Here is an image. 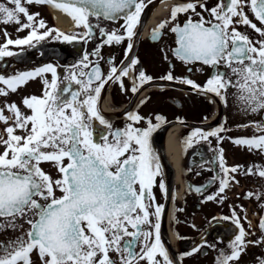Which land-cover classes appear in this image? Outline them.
Listing matches in <instances>:
<instances>
[{"label": "snow or ice", "instance_id": "6c2138e0", "mask_svg": "<svg viewBox=\"0 0 264 264\" xmlns=\"http://www.w3.org/2000/svg\"><path fill=\"white\" fill-rule=\"evenodd\" d=\"M33 4H52L69 15L77 27L86 29L82 36L57 33V39L62 36L71 43L79 38L87 43L94 35L91 18H95V27L107 38L106 44H120L125 38L132 40L146 7L145 0H0V23H15L19 25L17 31L31 29L23 39H7L6 44L0 46V60L17 55L7 50L8 45L35 47L52 34L47 29L42 34L38 32L45 24L43 20L36 21L39 13L31 14L25 6ZM207 4L208 0H186L174 6L171 22L175 23L169 31L176 37L172 56L187 66L188 72L197 64L199 72H203L204 66L209 67L211 76L200 86L190 78L174 76L170 64V70L162 78L214 94L224 106L231 99L239 113L258 115L264 112V27H257L244 9L249 8L264 26V0H219L212 7ZM197 7L201 11H197ZM181 13L187 15L182 24L176 22ZM21 14L27 23H21ZM116 19L125 21L122 28L126 37L118 34V30L109 33L100 26L101 20ZM168 23H161L151 39L156 40ZM238 25L250 27L261 39L252 40L238 31ZM4 35L8 33L5 31ZM132 48L133 44L129 43L128 51ZM89 56L100 57V46L85 53L81 71H70L60 83L57 68L52 64L10 76L0 74V82L11 92L37 77L46 86L41 97L33 95L22 100L31 115L22 113L14 102L6 104L13 115V124L5 129L8 139L2 140L4 151L0 153V232H15L23 228L24 223L29 227L18 236L0 241V264H33L34 252L40 264H174L161 242L159 220L164 207L155 203L152 191L160 172V164L149 147L152 129L129 124L124 129L112 130L111 124L97 110V99L109 81H119L121 75L127 73L113 66L105 77L99 61L90 71H84L91 63ZM164 59L168 60V56ZM136 63L131 60V64ZM46 73H51V81L44 78ZM152 79L140 71V84L134 85L131 91L135 94ZM64 81L67 83L61 87ZM73 82L79 87L73 89ZM120 87L124 88L123 83ZM7 95L8 91L0 88V96ZM3 112L4 109H0V122L8 123ZM128 118L135 123L144 119L134 113H129ZM156 119L163 118L157 116ZM94 120L109 131L95 132ZM239 128H251L259 135L230 138L232 143L264 155V117L260 122H249ZM17 130L23 135L16 134ZM222 131L230 129L218 127L206 133L197 130L193 136L198 134L202 140L215 137L219 142L224 139L219 135ZM218 152L220 168L226 177L229 173L242 172L245 176L264 178V166L227 168L223 150ZM43 163L52 164L57 173L55 178L41 168ZM218 178L214 176L212 180ZM219 179V192L223 193L230 180ZM231 180L235 181V177ZM160 187L164 188L162 182ZM261 195L264 194H255L256 199ZM207 199L215 197L209 195ZM234 223L240 230L229 245L231 253L221 250L215 264L235 262L249 244H264V218L259 225L262 235L257 240H246L249 233L239 226L238 218ZM207 246L215 248V245ZM257 261L264 264V256H258Z\"/></svg>", "mask_w": 264, "mask_h": 264}, {"label": "flooded vegetation", "instance_id": "af4514ba", "mask_svg": "<svg viewBox=\"0 0 264 264\" xmlns=\"http://www.w3.org/2000/svg\"><path fill=\"white\" fill-rule=\"evenodd\" d=\"M185 2L186 0H145L146 7L134 29L135 35L132 40L125 38L120 44L104 43L107 38L102 37L99 29L95 27L97 23L95 18H91L94 35L87 43L79 38L71 43L64 41L62 36L57 39V33L82 36L86 29L83 26L77 27L76 22L69 15L71 23L65 29H59L54 23L52 12L63 11L56 9L52 4L27 5L31 14L39 13L36 17L37 22L44 21L45 28H39L38 32L42 34L47 29L52 34L36 43L35 47L8 45L7 50L17 55L0 60V74L10 76L19 71H33L38 67L52 64L57 68L58 83H60L69 76L70 71L77 73L81 71L80 64L85 53H91L100 46V57L89 56L91 62L89 68L83 70L90 71L95 62L99 61L105 77L113 66L118 70L123 68L127 75H121L119 81L114 79L105 85L97 99V110L111 124L112 130L124 129L129 124L135 128L150 127L152 129L149 147L160 164V172L156 176L152 191L155 203L164 207L159 220L161 242L168 250L174 264H215V258L221 250L228 254L231 253L229 245L240 230L234 223L235 219L238 218L239 226L249 233L246 240H257L262 235L259 225L261 219L264 218V195L257 200L255 194H264V178L259 175L245 176L242 172L229 173L226 177L220 168L218 150H223L222 154L227 168L237 165L244 168L252 165L264 166V155L258 150L249 152L246 148L234 145L230 139L259 135L251 128L240 129L239 126L254 121L260 122L264 117V112L258 115H244L234 108L231 99L228 105L224 106L214 94H205L187 84L162 78L170 70V64L173 66L171 70L174 76L190 78L200 86H204L211 76L212 70L207 66H204L203 72L196 71L200 67L199 64L192 66L193 71L188 72L187 66L171 54V49L176 46L175 34L169 31L175 23L171 22V12L174 6ZM218 2L219 0H208L207 6H215ZM39 7L41 10L38 11ZM196 10L201 11L199 7ZM244 11L248 18L257 24V27H264L255 19L249 8H245ZM186 19L187 15L181 13L178 14L176 22L182 24ZM163 22L169 23L162 30V34L156 40L151 39L153 32L158 30ZM99 23L109 33L118 30V34H124L126 37L122 28L125 23L123 19L101 20ZM2 25L5 26L0 23V27ZM237 29L254 41L261 39L248 26L238 25ZM5 39L4 35H0V46L6 44ZM129 43L133 44L130 51H128ZM165 55L168 56V60L164 59ZM131 60H136L137 63L133 65ZM73 65L77 67L73 68ZM140 71L153 79L145 82L134 94L131 89L134 85L139 86ZM44 78L51 81V73L44 74ZM66 83L67 81H64L61 87ZM121 83L124 85L123 89L120 87ZM45 87L40 77L18 86L16 92H11L7 85L0 82V88L8 91L6 97L0 96V109H4L3 114L8 118V123L0 122V153L4 151L2 140L8 139L5 129L13 124V115L7 109L6 104L14 102L22 113L31 115V111L23 105L22 100L33 95L41 97ZM72 87L76 89L79 86L73 82ZM129 113H134L144 119L135 123L128 118ZM157 116L163 119L157 120ZM173 127L178 129L176 138L178 166H175L173 159L168 156L165 147L164 134ZM218 127L230 129V131L219 133L224 137L219 142L215 137L202 140L198 134L193 136L197 130L206 133ZM93 129L95 132L109 131L98 120L93 121ZM16 134L23 135L19 130ZM190 137L191 142L186 143ZM40 166L46 173L56 177V169L51 163H43ZM214 176L230 180L229 186L223 193L219 192L220 179L213 181ZM232 176L238 183L231 180ZM161 182L164 185L163 189L160 187ZM197 188L201 191L197 192ZM249 192L254 195L247 196ZM209 195H213L215 199L208 200ZM28 227L24 223L23 228L15 232L10 230L0 232V241H7L20 235L26 232ZM207 245H215V248ZM194 249H199V251H194ZM188 253L192 254L186 255ZM258 256H264V244L258 246L249 244L240 258L230 264H258ZM31 258L33 264H40L35 252ZM157 258L162 260L161 257Z\"/></svg>", "mask_w": 264, "mask_h": 264}, {"label": "bare ground", "instance_id": "6f19581e", "mask_svg": "<svg viewBox=\"0 0 264 264\" xmlns=\"http://www.w3.org/2000/svg\"><path fill=\"white\" fill-rule=\"evenodd\" d=\"M155 16V15H154ZM54 23L59 29H65L70 23L71 19L63 12H52ZM216 119V117H215ZM177 127L168 129L165 135V147L168 156L173 159L175 166H178V149H177ZM177 177V174H176ZM178 179V177H177Z\"/></svg>", "mask_w": 264, "mask_h": 264}, {"label": "rangeland", "instance_id": "374dc122", "mask_svg": "<svg viewBox=\"0 0 264 264\" xmlns=\"http://www.w3.org/2000/svg\"><path fill=\"white\" fill-rule=\"evenodd\" d=\"M27 7V5H25ZM37 9V8H36ZM41 10V8L39 7L38 8V11ZM30 13V12H29ZM20 19H21V23H25V22H28L26 20V17H24L22 14L20 16ZM3 24V23H1ZM19 27V25H16L15 23H9L7 25H2V27H0V35H4L5 31L8 33V36H5L6 39H12V40H16V39H23L25 37H27L29 35V32L31 30H27V29H24L23 31H17V28ZM3 30V31H2Z\"/></svg>", "mask_w": 264, "mask_h": 264}]
</instances>
